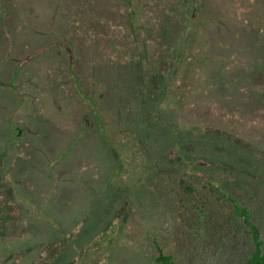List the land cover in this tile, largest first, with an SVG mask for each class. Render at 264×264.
Masks as SVG:
<instances>
[{"label":"trees","instance_id":"1","mask_svg":"<svg viewBox=\"0 0 264 264\" xmlns=\"http://www.w3.org/2000/svg\"><path fill=\"white\" fill-rule=\"evenodd\" d=\"M122 1L125 4H119ZM38 3L35 6V0H5L8 9L3 5L5 15L9 13L8 17L13 19L7 23L4 19L1 29L3 26V34L15 40V49L11 52L6 41L0 42L7 53L3 58L14 59L9 64L13 66L6 69L7 80L0 81V88L10 85L13 92L10 98L13 101L18 98L13 111L9 107L13 101L0 99L3 108L0 120L6 119L7 112L20 110L23 114L22 117L16 114L12 127L8 125L9 130L0 133V146L7 145L5 138L11 141L8 151L0 149V181H6L0 200V209L6 214L2 215L5 218L0 214V227L13 223L22 231H16L17 236L24 238L17 237L16 241L12 237L15 230L0 231L3 234L0 264H20L19 252L27 250L33 254L37 249L40 252L36 257L44 256L41 264H52L51 248L63 249L69 239L81 235L78 228L83 232L86 225L99 227L107 223L111 215L106 211L113 210L116 191L109 185L106 190L98 186L107 183L111 170L126 163L133 174L121 179L125 187L119 189L139 191L143 183L145 186L148 183V197L152 195L165 211L173 208L171 191L161 185V179L167 180L163 177L166 174L171 173L170 180L192 195L196 192L194 182L199 180L205 188L217 192V182L208 168L229 169L235 179L221 183L220 188L231 191L223 196L235 205L237 217L251 235L253 251L248 264H264L262 229L253 218L254 211L243 207L234 196L238 186L251 185L256 190L245 176L264 173V0H45L44 3L38 0ZM72 9L80 18L73 17ZM66 50L73 55L74 66L66 58L61 60V55L68 58ZM99 52L104 61L117 57V64H127L129 71L140 72L146 93L134 97L138 104L126 113L111 106L110 121L103 102L105 95L101 94V101L95 103L79 102L78 91H84L82 80L89 74L97 75L98 69L93 65L90 70L89 63L81 62L84 55ZM51 54L57 59L46 62ZM19 56L22 64L15 61ZM150 56L157 58L152 69L146 68ZM46 69L49 75L58 74L56 98L64 107L59 116L60 131L57 117L50 118L47 109L40 112L53 101L50 104L51 99L46 97L40 107L38 97L26 96L32 92L29 86L36 81L40 83ZM43 88L51 97L54 87ZM25 100L27 105L23 104ZM125 101L127 105L130 103L129 98ZM23 105L28 107L26 113ZM5 106L9 111H5ZM77 112L80 116L72 119ZM38 113L42 114L43 122ZM31 133L39 136L33 138ZM196 144L205 149L197 153L186 148ZM116 148L121 154H114ZM189 153L194 154L191 161ZM172 170L178 180L173 178ZM97 199L101 205L96 204ZM195 210L199 220L188 225L192 232L188 240L194 245L181 252L185 260L191 256L190 261L181 263L157 245V264L208 261L207 242L212 234L209 221L202 209ZM130 218L127 220L130 228L125 227V220L123 224L114 221V225L120 224L119 237L115 239L127 252L139 255L146 244L143 233L149 228L145 226L138 236L125 235L138 229V218L136 221ZM110 230L112 227L105 229L103 235ZM98 232L94 228V240L99 238ZM59 235L65 237L61 239ZM82 243L81 248L92 241ZM9 244L19 249L14 259L12 255L1 256ZM208 262L212 264L214 260ZM35 263L29 260L26 264Z\"/></svg>","mask_w":264,"mask_h":264},{"label":"rangeland","instance_id":"2","mask_svg":"<svg viewBox=\"0 0 264 264\" xmlns=\"http://www.w3.org/2000/svg\"><path fill=\"white\" fill-rule=\"evenodd\" d=\"M44 3L45 0H42ZM126 1L119 2V4L124 3ZM38 0H35V6H38ZM3 5H5V0H0V42H7L10 46V51L13 52L12 49H15L13 38L11 36H8L6 34H3L4 27L1 25L5 19L6 23L8 21H11L13 16H9V13L5 15V11L3 9ZM6 9H8L6 7ZM73 10V11H72ZM70 10L71 13H73V17L80 18L79 14L75 12L74 9ZM69 12V11H68ZM9 24V23H8ZM14 26V24H13ZM11 27H8L7 30L11 31L9 29ZM12 40V41H11ZM22 43V42H21ZM69 53V56H63L61 55V60L66 58V61H69V63L74 66V62L72 61L73 55L70 54L68 50H66ZM50 52V51H49ZM100 53V52H99ZM6 50L0 45V81L7 80L8 73L6 72V69L8 67H11L13 65H9L10 63H14L12 60V56L6 57L4 59ZM17 56V55H16ZM103 54H97V55H84V60L81 62L82 64H88L89 63V69L92 70L93 65L98 66L97 69V75H87L84 80H82V87H84V91H78L79 93V102L87 101V103H95L94 101H101L100 95L102 94L104 97V101L106 102L105 111L107 113V119L112 118L109 116L110 112L112 111L110 109L111 106H115L117 110H122L123 113L127 111V109L130 110V107L136 106L138 103L137 99L134 97H141L142 95H145V88L143 83L139 78L142 76L139 75V73H136L134 71H129L127 64L124 63H118L117 57H110V60H103ZM57 59V57L55 56ZM54 54H51L46 59V62H54L55 61ZM63 58V59H62ZM22 57L19 56V58H15L16 62H20L19 64H22L23 62L20 61ZM156 56H150L146 60V68L152 69L156 66L157 60ZM8 62V63H7ZM5 66V67H4ZM57 66V65H56ZM55 73V71H54ZM44 76H42L39 82H35L32 85L29 86L32 92H35V94H32V92L28 93L26 96H36L39 98L40 107H43V102L45 98L51 99V102L53 101L52 105L47 106V108H43V110H39L40 112L46 110L47 115L50 118L57 117V127L60 131L59 126L62 122L59 116L61 113H63V103L61 101L57 102V98L59 96V93L56 89V76L58 75L56 72V76H53L54 74L49 75L48 70L43 73ZM84 76V75H83ZM10 77V76H9ZM8 77V78H9ZM30 84V82L28 83ZM47 86H53L54 90L52 91V96L49 97L50 93L47 92L43 87ZM10 85H7L4 87L3 90L0 88V99L4 100L5 102L8 101V98L10 101H13L11 99V95L13 94L12 90L9 89ZM155 89V88H154ZM22 91V90H21ZM37 94V95H36ZM55 99H54V97ZM53 97V98H52ZM57 97V98H56ZM18 97L9 105L11 108V111L14 109V105H16ZM130 99V103H126V99ZM125 101V103H123ZM60 103V105H58ZM115 103V105H114ZM23 104L27 105L26 100L25 103L23 101ZM53 106V107H52ZM24 107V105L22 106ZM94 108L93 104L91 106ZM5 111H9L8 107L5 106ZM13 108V109H12ZM28 108V107H27ZM27 108L24 107V111L26 113ZM115 108V110H116ZM3 108H0V111H2ZM114 111V110H113ZM16 114L20 115L22 117V112L20 110L17 111V113H11L7 112L5 113L6 119L0 120V133L7 132L9 130V126L12 127L13 125V119L16 118ZM90 114V113H89ZM113 114V113H112ZM77 115V116H76ZM92 115V114H90ZM39 118L43 122L42 114L38 113ZM80 116V113H74L72 119H77ZM29 116L27 117V119ZM110 121V119H109ZM24 123V122H23ZM109 123V122H108ZM9 125V126H8ZM56 127V124L54 125ZM27 132V131H26ZM74 132V131H73ZM243 132V131H242ZM98 133V131H97ZM32 137H38V134L31 133ZM242 134V133H241ZM72 134L66 135L67 137H71ZM75 135V132H74ZM99 135V133H98ZM100 136V135H99ZM92 137V136H91ZM94 139V138H93ZM5 144L6 146H0V149L5 151L9 150L10 146V138H5ZM197 146H191L188 145L189 152L191 151H197V153H201L205 149V146H201L199 144H196ZM264 147V146H263ZM200 149V150H199ZM109 153V148L106 149ZM199 150V151H198ZM114 154H121V150L116 148L114 149ZM112 152H110L111 156ZM113 155V154H112ZM189 160L191 161L193 158L192 153H189ZM192 156V157H191ZM151 157H149L150 159ZM204 159V158H203ZM141 162V161H140ZM154 160L151 159V166L153 164ZM127 164V163H126ZM122 165L120 168L118 167V170L113 169L109 173L107 183H100L99 188H103L106 190L108 188V185L112 187L116 192L113 194V203L112 205L113 210L112 211H106L107 215H111L110 218L107 220V223L104 222L99 225V227L93 226L89 227V225H86L84 228L82 227V230H77V232H81V235L74 236L73 239H69V242L64 243V248L61 247L51 248V263L52 264H157L155 261V258L158 254V246L162 248V250L165 251L167 254H172L176 257V259L181 262H189V257L191 259V256L187 257L185 260L184 257H182V250L184 251L186 247L190 245H194L191 240H188V237L192 235V232L190 230L189 224L193 225V222L195 220H199L197 214L198 212L195 210V208L202 209L203 212H205V216L207 220L209 221L210 225V240L211 242L208 243V261H211V258L214 260L212 264H248V257L251 255L253 251V241L251 239V235L249 234V231L247 228L243 225L242 219L238 218L236 215L235 205L229 201L226 197L223 196L225 192L230 193L231 191H226L227 189H221V183L224 182H230L235 179V176L231 173L229 169H212L211 167L209 169V174L215 179L217 182L216 184V191H210L209 189L204 187V183L202 180L194 182V186L196 188V192H194L192 195L186 194L178 185H176L174 182H172L169 178V175L166 174L163 176L165 179H161V185H164L165 190L171 191L172 194V205L173 208H170V211H165V208H162L159 206L157 202H155L154 198H152V195L148 197L147 194H150L148 189V183L145 186V183H143L140 187V190H121L119 187H125V182H121V179L128 178V176H132V171L129 169V165ZM143 164V163H142ZM252 168V166H251ZM173 169V168H171ZM250 170V169H249ZM144 171L149 172L148 169H144ZM245 172V170H243ZM173 178L178 177L175 176L173 170H172ZM177 175V174H176ZM102 176V175H101ZM251 178L245 176L244 179L248 178L250 180V183L253 184V187H256V190L252 188L251 185H245L246 187L243 188V186H238L234 188V185H231V190L235 189V198L238 200V202L244 207H249L250 210L254 211L253 218L259 223L261 229H262V239L264 242V173L259 172V176H253L250 175ZM102 181L104 182L103 176L101 177ZM165 180V181H164ZM2 182L0 184V200L1 195L6 190V181H0ZM148 182V181H147ZM160 183V182H159ZM167 183V184H165ZM169 183V184H168ZM143 186V187H142ZM145 186V187H144ZM221 187V188H220ZM98 188V189H99ZM119 189V190H118ZM143 189V190H141ZM233 189V190H234ZM248 189V190H247ZM225 190V191H224ZM102 191H99L101 193ZM142 192V196H141ZM255 192V193H254ZM104 195V194H102ZM223 196V197H222ZM175 198V200H174ZM0 201V203H1ZM178 201V202H176ZM155 203L157 205L155 206ZM97 205H101L100 199H97L96 201ZM175 204V206H174ZM2 208V207H0ZM11 209V208H9ZM106 209V206L102 211ZM178 209L180 211L178 212ZM9 211V210H8ZM120 212V214H118ZM1 216L3 214H6L5 211L0 209ZM119 215V218L117 219ZM121 215V216H120ZM180 215V216H179ZM136 216V218H135ZM5 218L4 216H2ZM128 217H131L130 220L136 221L138 218V229H132L134 232H125V235L130 236L131 235H139L141 234L140 231H143L145 226L149 228L148 232L143 233L142 238L145 241V245H142V249L140 250L141 253L138 255L137 252H127L123 246V244L118 245V241H116L115 238H117L119 232V226L120 224H115L114 221L117 219L119 220V223H124V220L126 223L125 227L130 228L132 225L127 221ZM1 219V218H0ZM7 219V218H6ZM18 220V219H17ZM139 222H141V229ZM105 223L107 225H105ZM114 225V226H112ZM98 226V225H97ZM179 226L181 227V232L179 231ZM112 227V230L108 231L106 235H103V231L105 229H109ZM178 227V228H176ZM99 229V238L94 240L92 235L93 231ZM7 229V230H6ZM12 232V237L16 240L17 239V232H22L20 228L14 227L13 223H10L7 225V227L4 225L3 227H0V231L2 233L4 232ZM76 232V234H77ZM135 233V234H134ZM3 234L0 235V237ZM125 236V237H127ZM8 237V236H7ZM27 237H29L27 235ZM65 237L64 235H59V238ZM119 237V236H118ZM133 237V236H132ZM10 238V236L8 237ZM24 238L23 235L18 237ZM11 239V238H10ZM16 240V241H19ZM84 241H92V243H89V245L84 246L83 248L79 247V245H82ZM96 241V242H95ZM10 243H16L13 240L8 241ZM98 245L96 246V244ZM13 244L6 245L8 247H5L4 250H6L4 253H2L1 256H10L12 255V259L17 257L18 255V248H13ZM146 250H145V248ZM29 249V248H28ZM16 250V251H14ZM144 250V251H142ZM132 251V250H131ZM263 251H264V245H263ZM31 252V251H30ZM33 254L27 253V250L24 253L19 252L18 263L26 264L29 262V260L32 262H36L35 264H41L43 262V257L39 255V257H36V254L39 253V249L33 250ZM205 253V252H204ZM31 255V256H30ZM27 256V258L25 257ZM74 258V260H73ZM196 259V256L193 257ZM50 261V260H49ZM72 261V262H71ZM208 261H195L193 260L192 264H208ZM68 262V263H67ZM186 264V263H185ZM211 264V263H210Z\"/></svg>","mask_w":264,"mask_h":264}]
</instances>
